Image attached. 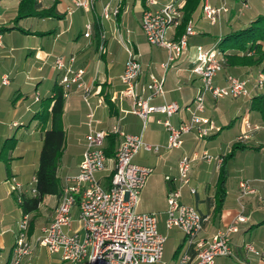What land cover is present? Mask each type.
<instances>
[{"label": "crops", "instance_id": "obj_1", "mask_svg": "<svg viewBox=\"0 0 264 264\" xmlns=\"http://www.w3.org/2000/svg\"><path fill=\"white\" fill-rule=\"evenodd\" d=\"M38 1L42 8L51 10V15L17 19L19 0H0V264H7L11 258L18 220L23 214L18 193L11 189V177H16L22 184L25 194H33L31 188L35 184L43 134L51 126L54 86L60 85L62 71L54 66L57 56H62L66 64H69V58L73 56L71 66L83 68V80L91 88L88 99L94 113L92 126L109 131L108 135H115V148L120 136L110 132L114 125L125 133L141 135L145 142L157 146V151L140 147L133 157L135 163L153 168L141 188L135 209L137 212H155L157 228L161 234L165 236L164 228L176 230L182 233V238L176 242L170 258L166 256L164 259L163 247L161 261L142 264H177L179 254L185 249L183 232L178 228L165 226L166 195L173 185L180 188L182 203L193 205L200 213L209 216L200 232L202 237H210L216 230L228 225L237 215L244 216L245 220L238 223V231L230 235L232 254L217 256L213 264H264V247L260 250L255 247L258 239L253 232L264 225V207L259 203L260 200L264 201V186L258 195L255 192L243 196H240V179L236 181L234 193L228 192L226 186L222 208L216 215L215 190L221 163L215 159H196L192 162L189 173L190 186H194V193L190 192L188 185L181 184L178 180V161L184 153L191 154L203 149L210 153V149H213L214 156L223 159L232 142L240 134L243 117L258 125L246 140L261 149L264 148V126L256 119H251L249 96L232 98L237 99L232 104L233 112L238 111V115L242 117L237 132L225 147L218 138L223 134V126L231 120L221 123L212 115V111L218 109L221 114L229 109V104L207 94L203 115L212 120L215 129L204 140H198L193 129L183 135L182 146L167 149V130L157 121L167 117L161 113H152L143 123V119L131 111V98L120 95L123 84L119 79L128 56L124 43L119 40V37L123 40L124 30L128 38L126 42L141 64L138 77L140 92L145 96L149 95L150 91L145 88L149 74L164 76V92L152 96L150 104L176 101L180 108L168 117L169 121L173 125L187 121L189 112L185 106L192 102L201 85L198 76L190 70L189 57L195 46L202 45L207 48L216 44L217 38L230 30L242 27L259 13L252 11L248 16L245 13L237 16L234 11L236 9L233 10L237 8L235 0H227V3L232 2L233 13H221L215 23H210L201 11L193 21L195 33L188 39L189 48L183 51L170 67L164 69L162 63L167 59V49L149 44L140 26L143 0H121L118 14L114 18L101 21L106 34L102 50L99 48L100 26L97 15L105 0H97L94 10L90 11L82 8L70 11L69 0ZM209 2L217 6L220 0ZM247 7L252 9L254 5L250 3ZM87 20L93 22L89 37L83 35ZM134 20L137 25L131 30L129 25ZM177 32V28L169 30L168 38L176 39ZM236 72V76L241 78L250 77L255 73L241 67H237ZM227 74L229 72L222 68L215 76V83L224 84ZM3 77H7L6 83H2ZM254 91L255 88H252L251 92ZM36 95L39 97L37 100ZM87 112L88 106L83 99L82 89L74 84L70 85L64 95L61 115L64 143L57 168L60 191L45 195L38 207L28 214V239L33 251L29 257L22 258L20 264H63L60 253L50 252L36 241V237L51 221L66 179L79 169L85 149V133L88 130ZM112 158H108L104 170L96 173L98 181L104 187L109 186L107 176L113 171ZM211 166L213 170L210 174ZM166 175L170 176V180L165 179ZM248 181L256 189L252 181ZM77 213L75 206L72 209L71 230L80 229ZM246 243H250L255 251L247 250ZM189 251L192 252L191 248Z\"/></svg>", "mask_w": 264, "mask_h": 264}, {"label": "built area", "instance_id": "obj_2", "mask_svg": "<svg viewBox=\"0 0 264 264\" xmlns=\"http://www.w3.org/2000/svg\"><path fill=\"white\" fill-rule=\"evenodd\" d=\"M69 10L82 8L94 10L97 0H69ZM121 0H105L97 15L99 22L100 50L103 49L105 30L101 21L114 18L120 8ZM186 0H146L140 17V26L147 42L154 46L167 49V59L162 67L167 69L172 62L189 48V37L195 33L193 21L189 20L183 33L176 39L168 38V32L177 28L182 21V9ZM244 7L248 0H240ZM227 0H220V4L213 6L209 0H203L202 13L210 22L215 23L221 13L228 12ZM93 22L87 20L84 24L83 35L89 37ZM127 58L119 79L123 84L120 95L131 98V111L139 115L146 122L152 113L164 114L167 118L157 121L167 130L166 148L172 149L182 146L183 135L195 130L198 140H204L214 129L212 120L203 115L205 97L210 94L214 98L249 96L252 88L264 87V72L257 70V78H241L233 74L225 76V83H215L216 74L222 69L224 52L217 44L210 47L196 45L190 55V70L200 79L198 88L192 102L185 106L189 112L187 121L173 125L168 117L175 113L180 105L176 101L161 104H150L149 100L156 94L164 92V76L156 77L149 74V81L145 88L149 95H143L139 90L138 77L141 73V64L135 58L128 42H124ZM74 57L65 63L62 56L54 60L56 69L61 70L59 84L64 95L70 85H75L83 91V99L88 106L87 125L85 133V149L79 163L77 173L66 179L61 199L54 210L51 221L45 225L36 241L45 246L50 252H59L63 264H142L161 261L165 236L157 228L155 212H137L135 207L138 202L141 188L146 178L153 171L150 166L137 164L133 161L135 153L140 147L146 150L157 151V146H152L142 139L141 135L129 134L121 131L117 125L112 126L111 133L120 136V141L115 149L113 160V173L110 184L104 187L97 179L96 173L106 168L108 158L104 153L105 139L109 131L96 129L92 126L94 119L93 109L88 96L91 88L83 80V68H73L71 63ZM8 81L2 78V83ZM252 85V86H250ZM38 95L35 96L37 100ZM101 102V100L99 101ZM242 128L237 140H246L250 133L258 128L247 118L241 120ZM196 159L211 161L215 159L222 162L220 156H212L206 149L184 153L178 161V180L181 184L189 186L191 193L195 192L190 186V168ZM170 180V176H165ZM11 189L18 194L22 193L23 186L16 179H10ZM240 196L255 193L256 189L248 180L239 182ZM34 193V189L31 188ZM180 188L173 185L167 191L165 210L166 228H178L184 234L185 249L179 254L177 264H213L217 256L232 254L230 235L238 231V223L245 220L239 214L224 228L216 230L210 237H202L205 223L209 220L207 214L200 213L193 205L180 201ZM20 200V198H19ZM77 207V220L80 229L71 230L72 209ZM66 228V230L64 229ZM29 215L22 214L18 220V229L12 248L11 258L7 264H20L22 258L32 254L33 246L28 239ZM191 248L192 252L189 251ZM245 248L255 251L250 243Z\"/></svg>", "mask_w": 264, "mask_h": 264}, {"label": "trees", "instance_id": "obj_3", "mask_svg": "<svg viewBox=\"0 0 264 264\" xmlns=\"http://www.w3.org/2000/svg\"><path fill=\"white\" fill-rule=\"evenodd\" d=\"M145 1L143 3L145 5ZM203 0H186L182 9V21L177 27V37L183 33L189 20L194 21L195 16L202 11ZM51 10L42 8L38 0H19L17 19L28 16L43 17L51 15ZM176 37V38H177ZM217 46L224 52L222 68L229 74L236 75V68H247L249 72L261 70L264 72V14H259L251 21L236 30H230L217 38ZM64 91L61 85L54 86L53 104L51 106V126L44 131L43 142L39 153L38 167L35 172L34 193L27 195L24 192L18 194L23 214L34 211L43 197L47 194H56L60 191L57 168L60 162L64 143V130L62 126V107ZM251 119H256L264 126V87L255 89L248 99ZM240 117H242L240 115ZM115 135L106 136L104 153L107 158L115 154ZM260 146L249 140H235L230 150L222 159L215 196L217 199L216 215L222 208L226 195V162L237 151L259 150ZM113 171L107 176L110 178Z\"/></svg>", "mask_w": 264, "mask_h": 264}, {"label": "rangeland", "instance_id": "obj_4", "mask_svg": "<svg viewBox=\"0 0 264 264\" xmlns=\"http://www.w3.org/2000/svg\"><path fill=\"white\" fill-rule=\"evenodd\" d=\"M169 0H166V2ZM237 2V8L234 11H236V15L240 16L241 13L247 14V16L254 11L253 13L257 12L259 14H264V0H248V5L250 3H253L254 7L252 9H249L248 7H244L240 0H235ZM231 3L228 1L229 5V12H225L223 14H232L233 10H231ZM220 4V3H219ZM242 18H244L242 16ZM27 24V22H25ZM135 20L133 23L129 25V28L133 30L134 26H136ZM123 35V40L126 42L127 34L126 32H122ZM129 35V34H128ZM122 44V43H121ZM252 79L257 78V70L255 71L254 74L250 76ZM252 95H249V97ZM237 100V99H236ZM236 100L232 99V97H223L220 98L221 102L228 103V110L225 112L221 113L219 112L218 109H215L212 111V115L216 117V119L220 120L219 122L224 123L231 120V122L226 123L223 127V134L219 136L218 141L222 142L223 146L225 147L226 143L228 141H231L233 139L234 134L238 130V124L240 121V116L238 115V111L233 112V107L232 104L236 102ZM234 122L232 123V121ZM231 143V142H230ZM229 145V143H228ZM213 149H210V154L214 156L213 154ZM213 166L210 168V174L212 173ZM209 174V175H210ZM240 180H250L252 181V184L256 186V195L260 194L261 192V187L264 186V148L253 151V150H244V151H237L235 154L230 156L227 159L226 162V186L228 189V192L231 191L234 193L235 191V185L236 181ZM261 206L264 207V201L260 200L259 201ZM251 207V205H250ZM254 206H252L253 208ZM264 212V211H262ZM65 229V228H64ZM254 234L257 235L258 241L255 243V247L259 250L260 248L264 247V225L260 226L258 229L253 230ZM163 233L165 234V241H164V259L167 257H171L172 251L176 246V242H178L182 238V233L176 230H166L164 228ZM261 247H260V246Z\"/></svg>", "mask_w": 264, "mask_h": 264}]
</instances>
